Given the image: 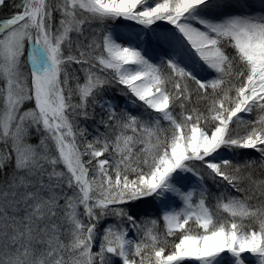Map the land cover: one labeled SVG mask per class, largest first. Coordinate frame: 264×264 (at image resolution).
Wrapping results in <instances>:
<instances>
[{"label":"snow or ice","instance_id":"snow-or-ice-1","mask_svg":"<svg viewBox=\"0 0 264 264\" xmlns=\"http://www.w3.org/2000/svg\"><path fill=\"white\" fill-rule=\"evenodd\" d=\"M8 7L0 264H264V0L217 14L218 0ZM124 21L166 22V59L124 40ZM245 150L258 158L234 162Z\"/></svg>","mask_w":264,"mask_h":264},{"label":"bare ground","instance_id":"bare-ground-1","mask_svg":"<svg viewBox=\"0 0 264 264\" xmlns=\"http://www.w3.org/2000/svg\"><path fill=\"white\" fill-rule=\"evenodd\" d=\"M218 2L222 5H227V7H221L220 9L216 10L214 14L217 13H225V12H240V11H247V12H258L260 10V0H218ZM241 5H250L251 7L241 8ZM121 23V22H119ZM123 24H127L128 27L131 29L138 27L136 30L138 31L136 37H129L128 33H125L123 27L117 26L115 31L123 37L124 40L129 41L134 46H139V41L147 44V54L154 56L161 54L164 57V53L166 51H170L171 46L168 43L158 41L157 34L161 33L165 29H168L170 26L166 24V22H158V27L153 26V29H144L140 25H136L133 22L124 21ZM139 29V30H138ZM129 32V31H128ZM137 43V44H136ZM142 49V47L139 46ZM190 64V61H186ZM194 180V179H193ZM158 202V201H157ZM159 203V202H158ZM182 206L181 204L177 203L173 205V207L179 208Z\"/></svg>","mask_w":264,"mask_h":264},{"label":"rangeland","instance_id":"rangeland-1","mask_svg":"<svg viewBox=\"0 0 264 264\" xmlns=\"http://www.w3.org/2000/svg\"><path fill=\"white\" fill-rule=\"evenodd\" d=\"M9 2H11V0H9ZM15 2H16V3H19L20 0H15ZM8 8H10V7H8ZM5 9H7V8H0V11H4ZM10 9H11V8H10ZM11 11H12V9H11ZM110 23H111V22H110ZM123 23H124V22H122V23H119V22H118L117 25H112V26H113L114 28H116L117 26H120L121 28L123 27V30L125 31V33H128V35H129L130 38L133 37V36L136 37V34H137V32H138L136 29H137L138 27L136 26V27H135L136 29H135V28L131 29L130 27L127 26V24H123ZM138 30H139V29H138ZM128 31H129V32H128ZM139 43H140V44H138V45H139L140 47H142L143 50H144V48L147 49V44H146V43H143V42H141V41H139ZM136 44H137V43H136ZM146 52H147V50H146ZM148 56L151 57V58L153 59L152 55H150L149 53H148ZM161 58H164V57H162V55L159 54L157 57H155V59H153V61H154V62H159V60H160ZM165 59H166V58H165ZM196 69H197V71H198V73H199L198 75H204V74H205V73H202L198 67H197ZM108 95H110L111 97H113L114 103H116V104L119 106V108H121V109H128V110H131V111H133V112H137V111L139 110L138 105H133V104L131 103V99H130L129 97H125V96L121 95L120 92H119V90H118L117 88H115V87L112 88V89L109 91ZM83 126H87L89 129H91V128H90V123H89V122H88L87 124H84ZM32 142H33V143H36V139L34 138V139L32 140ZM248 154H249V151H248V150L243 151L242 154H237V156L234 158V162H242L243 159L248 158ZM250 154H251L252 158H258V155H259L258 153H255V152H253V151H251ZM253 175H254V177H256V178H260L261 176H264V172H262L259 168H257L256 171L253 173ZM207 183H208L209 188H210L212 191H216V189H215V187L212 185L211 181H208ZM249 187H250V189H253V186H249ZM250 194H255V193H254V191H250ZM233 195H237V196H238V193L233 192ZM240 195H242V194L240 193ZM255 202H256V201L254 200L253 203H255ZM156 203L158 204L157 201H156ZM140 208H141V209H144V208H145V204H144V203H141V204H140ZM148 211H149L152 215H155V210H154V209L149 208ZM140 214L143 215V214H144L143 211H141ZM159 227H160L161 230H163V222H162V221L160 222Z\"/></svg>","mask_w":264,"mask_h":264},{"label":"trees","instance_id":"trees-1","mask_svg":"<svg viewBox=\"0 0 264 264\" xmlns=\"http://www.w3.org/2000/svg\"><path fill=\"white\" fill-rule=\"evenodd\" d=\"M10 13H11L10 8L5 9L4 11H0V18H4V17L8 16ZM89 123H90V128H91L89 130L91 131L92 130V124H91V122H89ZM248 151H249L248 158H252V156L250 154L251 150H248ZM238 196H240V193H238Z\"/></svg>","mask_w":264,"mask_h":264}]
</instances>
